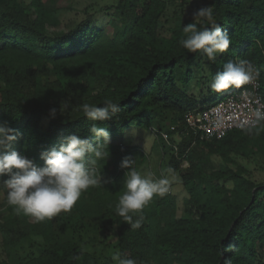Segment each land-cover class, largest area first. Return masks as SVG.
I'll list each match as a JSON object with an SVG mask.
<instances>
[{
  "label": "trees",
  "instance_id": "16d2710c",
  "mask_svg": "<svg viewBox=\"0 0 264 264\" xmlns=\"http://www.w3.org/2000/svg\"><path fill=\"white\" fill-rule=\"evenodd\" d=\"M197 1L212 8V23L230 37L214 61L180 45L188 24L210 27L187 17L192 0H119L100 11L110 17V30L99 23L103 15L92 18L87 8L86 18L61 29L60 0H0V125L16 137L10 151L42 168V153L66 147L69 136L95 146L83 104L102 108L111 100L120 108L96 122L110 134L109 156L94 163L86 157L99 184L70 213L42 223L17 215L3 187L10 177H0V264H113L117 252L136 264H264V178L255 179L242 161L264 171V131L235 129L194 142L185 125L188 111L238 90H211L230 61L247 60L260 71L264 97V0ZM133 125L156 135L162 154L154 175L168 179L162 173L173 169L188 194L181 215L172 188L154 197L135 231L115 212L125 192L127 170L120 165L135 160L143 177L151 163L141 147L113 141Z\"/></svg>",
  "mask_w": 264,
  "mask_h": 264
},
{
  "label": "clouds",
  "instance_id": "9594fccd",
  "mask_svg": "<svg viewBox=\"0 0 264 264\" xmlns=\"http://www.w3.org/2000/svg\"><path fill=\"white\" fill-rule=\"evenodd\" d=\"M194 21L206 20L209 28L198 29L197 23H190L183 28L185 39L180 45L189 53L200 52L208 61H214L216 55L225 53L230 46V37L218 24L212 23V8L198 9L193 13ZM260 71L249 61L228 62L223 70L217 72L211 84V90L216 93L230 88L240 89L252 85L258 80ZM67 105H65V108ZM85 118L94 122L89 131L97 139L95 146L87 139L69 136L66 147L52 149L42 153L44 167L38 168L34 163L10 151V145L16 137L6 125H0V177H10L3 181L7 190V203L16 209V214L23 213L33 218L37 223L51 221L61 213H70L79 201L82 193L99 184L98 174L94 167L86 166V157L94 161L106 160L109 156L108 145L110 134L96 126V122H105L115 117L120 108L111 100H106L102 108L83 104L80 107ZM54 118L56 110L49 113ZM254 121L247 127L241 128L246 135L259 136L264 131V111L254 112ZM103 143H100V140ZM125 172V192L119 198L115 208L116 215L123 223L130 226L132 231L141 228L145 208L154 197L163 198L170 193L171 184L168 179L155 180L150 173L143 177L135 168V160L125 158L121 165ZM15 169V173H13ZM162 175L173 176V169H166ZM232 249H224V253ZM113 264H136L130 258H122L120 253L111 256ZM227 264V262H226Z\"/></svg>",
  "mask_w": 264,
  "mask_h": 264
},
{
  "label": "rangeland",
  "instance_id": "374dc122",
  "mask_svg": "<svg viewBox=\"0 0 264 264\" xmlns=\"http://www.w3.org/2000/svg\"><path fill=\"white\" fill-rule=\"evenodd\" d=\"M61 6L64 7V19L66 25L61 26V29H66L67 25L75 24L81 21L83 18H86V12L89 11L93 16H102L104 12H100L101 9L105 6H109L112 3H116L119 0H60ZM67 5H70L71 8H66ZM87 8V11H85ZM203 8L202 4L197 0H192V3L188 6L187 9V17L192 18L193 13H195L198 9ZM110 20L109 16H104L99 19L100 25L103 24L107 29H112L108 21ZM98 23V22H97ZM194 92H199V88L194 86L192 88ZM229 90V89H228ZM215 101L210 102L208 105L214 104ZM115 142H122L127 147H141L148 155L151 163V167L147 170L155 180L158 178L154 175V171L158 170L159 161L161 159V150L160 147L157 146L156 135L153 131L148 130L144 126L133 125L126 131L119 133L114 136ZM244 164L249 168L252 172V175L257 180H262L264 178V171L258 169V165L252 161H247L246 159L242 160ZM154 169L153 171H151ZM170 181L172 193L178 196L179 204H180V212H183V203L184 199L187 197V192L182 184V180L179 174H175L173 176H167ZM3 253L0 250V259H2Z\"/></svg>",
  "mask_w": 264,
  "mask_h": 264
},
{
  "label": "built area",
  "instance_id": "2783aa9c",
  "mask_svg": "<svg viewBox=\"0 0 264 264\" xmlns=\"http://www.w3.org/2000/svg\"><path fill=\"white\" fill-rule=\"evenodd\" d=\"M257 109L264 111L259 79L252 85L235 90L224 100L188 111L185 116L186 129L195 135L194 142L196 139H222L232 130L249 126L254 121L253 114ZM174 146L178 149L177 145Z\"/></svg>",
  "mask_w": 264,
  "mask_h": 264
}]
</instances>
